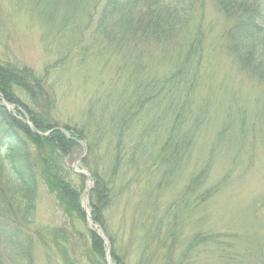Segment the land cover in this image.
Wrapping results in <instances>:
<instances>
[{"label":"rangeland","instance_id":"374dc122","mask_svg":"<svg viewBox=\"0 0 264 264\" xmlns=\"http://www.w3.org/2000/svg\"><path fill=\"white\" fill-rule=\"evenodd\" d=\"M258 1L264 7V0ZM105 2L0 0V65L40 78L29 92L15 85L16 98L67 136L74 127L89 129L95 152L85 161L83 137L65 164L90 175L103 169L102 160L93 155H109L105 136L117 120L116 101L135 95L139 83L162 77L168 69L164 42L123 32L117 22L110 26L103 20ZM226 25L216 1L205 0L204 79L192 95L203 123L182 167L175 170L173 165L166 172L164 166L157 174L150 165L155 158H147L136 178L130 167L120 171L116 191L129 187L105 212V225L97 224L110 247L87 215L85 220L69 218L40 177L35 222L25 228L33 238L32 264H117L112 249L126 264H264V79L226 52L221 38ZM0 102L34 130L27 135L21 131L22 138L36 140L37 134L49 133L40 132L25 109L2 95ZM147 114L145 127L155 119ZM9 145L0 131V156L8 166ZM39 148L30 145L33 159H38ZM207 164L210 170L199 181V191L187 193ZM75 174L69 178L82 188L83 207L91 212L86 191L94 182ZM92 231L103 240V260L94 255ZM0 244V264H28L22 254L28 245L21 248L6 237Z\"/></svg>","mask_w":264,"mask_h":264},{"label":"trees","instance_id":"16d2710c","mask_svg":"<svg viewBox=\"0 0 264 264\" xmlns=\"http://www.w3.org/2000/svg\"><path fill=\"white\" fill-rule=\"evenodd\" d=\"M215 1L227 20L221 33L226 52L248 73L264 79V7L258 0ZM104 4L103 20L110 26H115L117 22L123 32L135 31L147 41L164 42L165 69H168L162 77L156 76L139 83L135 95L120 101L118 97L119 111L115 116L116 122L110 128V136L99 133L105 136L106 145L109 142V155L106 156V151L93 155V160H102L103 169L93 170L94 186L89 197L92 219L95 224L101 225H105V212L129 187L124 185L122 190L116 191L117 177L124 167H130L136 178L147 158H155L153 163L150 162L153 172L158 174L164 166L167 172L173 165L178 170L192 152L198 137L196 130L203 123L192 95L204 79V44L207 40L205 0H106ZM39 81L40 78L25 69H7L0 65V95L25 109L28 119L40 132H49L47 135L37 134L36 140L22 138L21 131L27 135L26 132L34 130L26 118L18 120L0 102V131H3L6 143L11 145L9 166L5 163L7 160L0 156V243L6 237L10 242H17L21 248L28 245V249L22 252L26 254L24 258L28 264H32L29 248L33 238L25 232V228L35 222L39 178L42 177L69 218L76 216L85 220L83 191L70 180L69 177L76 172L68 168L65 159L77 149L76 146H80L83 139L88 150L85 161L90 159V153H94L96 148L90 141L87 127L71 128L72 134L67 136L45 116L20 103L14 94V86H22L24 91L29 92L36 89ZM153 109L155 113L151 112ZM147 113L154 114L155 119L145 127ZM147 139L152 141L146 144ZM31 144L40 147L38 159H33L30 154ZM209 170L210 164H207L201 173L195 175L187 193L199 191V181L205 179ZM79 176L83 178L81 174ZM216 189H209L206 195ZM90 234L94 255L103 260V240L94 231ZM112 256L115 263L126 264L114 249ZM97 264L101 263L97 261Z\"/></svg>","mask_w":264,"mask_h":264},{"label":"water","instance_id":"95a60500","mask_svg":"<svg viewBox=\"0 0 264 264\" xmlns=\"http://www.w3.org/2000/svg\"><path fill=\"white\" fill-rule=\"evenodd\" d=\"M83 174H85V173H83ZM89 177V176H88ZM90 178V180L92 181V179H91V177H89ZM89 191L87 190L86 191V194L88 193ZM85 210H86V213H87V218H88V220H89V222L91 223V224H93L94 226H95V228H96V231H97V234L98 235H102L101 237L103 238V240H104V242L110 247V244H109V241H108V239L103 235V234H101V231L99 230V229H97V226L94 224V222H93V220H92V217H91V213L88 211V209L85 207Z\"/></svg>","mask_w":264,"mask_h":264},{"label":"bare ground","instance_id":"6f19581e","mask_svg":"<svg viewBox=\"0 0 264 264\" xmlns=\"http://www.w3.org/2000/svg\"><path fill=\"white\" fill-rule=\"evenodd\" d=\"M28 123V121H26ZM29 124V123H28Z\"/></svg>","mask_w":264,"mask_h":264}]
</instances>
